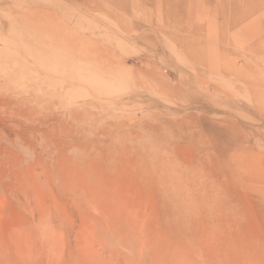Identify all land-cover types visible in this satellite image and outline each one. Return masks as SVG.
I'll use <instances>...</instances> for the list:
<instances>
[{"label": "rangeland", "instance_id": "1", "mask_svg": "<svg viewBox=\"0 0 264 264\" xmlns=\"http://www.w3.org/2000/svg\"><path fill=\"white\" fill-rule=\"evenodd\" d=\"M0 264H264V0H0Z\"/></svg>", "mask_w": 264, "mask_h": 264}, {"label": "bare ground", "instance_id": "2", "mask_svg": "<svg viewBox=\"0 0 264 264\" xmlns=\"http://www.w3.org/2000/svg\"><path fill=\"white\" fill-rule=\"evenodd\" d=\"M252 6V5H251ZM245 12V11H244ZM250 13V12H249ZM249 15V14H248Z\"/></svg>", "mask_w": 264, "mask_h": 264}]
</instances>
